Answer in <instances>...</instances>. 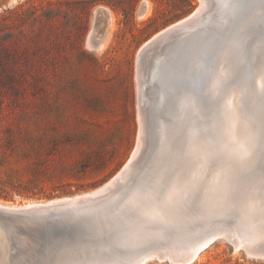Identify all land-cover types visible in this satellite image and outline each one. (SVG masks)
<instances>
[{"label":"rangeland","instance_id":"1","mask_svg":"<svg viewBox=\"0 0 264 264\" xmlns=\"http://www.w3.org/2000/svg\"><path fill=\"white\" fill-rule=\"evenodd\" d=\"M143 2L147 7L139 15ZM253 2L258 15L264 0ZM198 5L199 0H0V203L78 194L116 174L138 140V50ZM97 7L115 16L114 30L102 50L87 45ZM204 51L197 56L190 46L167 67L174 70L182 61L190 68ZM237 54L218 57L209 88L217 74L242 64ZM185 78L190 86H199L197 73L188 72ZM172 87L160 82L153 93L156 98L159 91L168 95L161 110L150 112V157L161 142L155 123L162 111L171 112ZM190 264H264V259L246 258L218 240Z\"/></svg>","mask_w":264,"mask_h":264},{"label":"snow or ice","instance_id":"2","mask_svg":"<svg viewBox=\"0 0 264 264\" xmlns=\"http://www.w3.org/2000/svg\"><path fill=\"white\" fill-rule=\"evenodd\" d=\"M221 7L229 10L227 27L217 32L199 62L186 69L199 75V86L178 79L169 91L170 129L152 149L149 178L129 182L124 191L127 207L118 221L99 232L85 233L87 240L105 245L103 251L113 249L131 257L163 247L186 231L173 222L174 217L207 219L212 207L221 209L212 217L221 230L243 233L259 224L264 241V104L258 112L247 107L237 112L231 103L225 106L224 93L236 82L232 74H217L212 88L208 87L220 55L245 50L257 36L264 46V6L258 15L253 0H223ZM47 264L139 261L112 260L96 253L89 258L61 246L49 253Z\"/></svg>","mask_w":264,"mask_h":264},{"label":"water","instance_id":"3","mask_svg":"<svg viewBox=\"0 0 264 264\" xmlns=\"http://www.w3.org/2000/svg\"><path fill=\"white\" fill-rule=\"evenodd\" d=\"M204 1L206 6L202 5ZM222 2L199 0V5L189 15L156 33L139 48L136 59L138 140L129 160L116 174L90 191L47 200H29L22 204L0 203V264H47L49 253L61 246H70L72 252L89 258L96 253L97 257L112 260L127 262L135 259L139 264L154 260L190 264L199 252L218 240L228 244L231 240V250L240 251L246 257L264 259L260 225L243 233L235 229L226 233L212 219L221 211L219 207L210 208L209 217L203 220L174 217L173 221L184 225L186 231L163 247L134 253L131 257H122L113 249L103 251L105 245L89 241L85 236L90 230L99 232L118 221L127 207L124 191L130 186L129 182L135 178H149L147 168L151 161L147 155L148 146L147 149L143 146V138L147 135L149 142L153 131L150 112L156 109L154 102L162 98L163 106L168 95V92L159 91L157 98L152 97L153 89L165 81L163 75L167 69L169 86L178 79L186 81L188 71L182 61L178 65L176 60L178 66L174 70H170L167 63L178 57L181 51H186L191 41L198 56L209 42L214 41L217 32L227 27L224 22L229 18V10L221 7ZM109 15L104 7L94 9L87 37V45L92 50H98L102 44ZM262 51L264 46L260 38H254L245 50L238 52L244 62L240 66L253 63Z\"/></svg>","mask_w":264,"mask_h":264},{"label":"bare ground","instance_id":"4","mask_svg":"<svg viewBox=\"0 0 264 264\" xmlns=\"http://www.w3.org/2000/svg\"><path fill=\"white\" fill-rule=\"evenodd\" d=\"M143 3H144V5L140 6L139 15L142 14L143 10H145L147 7L146 2H143ZM202 5L206 6V2L204 1L202 3ZM148 11H150L149 8H148L146 14L148 13ZM114 17L115 16L113 15V13L110 12L109 18L106 22L105 32H104L103 37H102L103 38L102 44L98 50L104 49L109 42L110 35H111V33L115 27V18ZM257 38H258V36H257ZM191 42L188 43L189 44L188 48L190 46L193 47L192 46L193 41H191ZM188 48H186V49L188 50ZM226 54L228 55V53H226ZM229 54L231 56H233V55L238 56L237 53H229ZM262 61H264V51H262V54H259V56L255 59V61L253 63L248 62L246 65L239 66L238 69H236V70L235 69L234 70H231V69L228 70V68H226L224 70V72H221L223 74H232L236 77V82L232 84L233 89H236V90L233 91L229 88L228 92L226 94H224L223 103L225 104V106H227L229 103H231L234 105L237 112H239L240 108H242V107H247L252 112H258L259 111L261 105L264 104V94L261 93V88L264 87V71H262V69H261ZM163 76H164V80L166 81L167 76L166 75H163ZM249 82L252 83V87L247 86L249 84ZM154 87L155 86H153L152 88H154ZM153 90L155 92L156 89H153ZM154 92H152V93H154ZM152 97H154V96L152 95ZM161 102H162V98L160 100L159 99L156 100L154 102L153 106H155L156 109L161 110V108L163 107ZM167 115H169L167 112L162 111V113L159 115L160 118L158 119L157 123H155V124H158V126L161 129V142L164 140L166 135H168L169 129H170V126L168 124ZM146 122H148V120H146ZM153 133H155V132H153ZM154 141H157V140H154ZM143 146H144V148L146 147V149H147V146H149L147 135H144ZM175 223H177V222H175ZM0 241H1V237H0ZM198 255H199V253H198ZM197 256H196V258H197ZM246 258H249V257H246Z\"/></svg>","mask_w":264,"mask_h":264}]
</instances>
